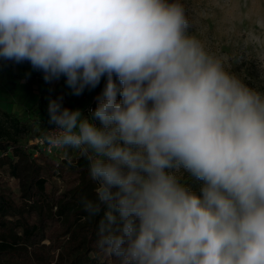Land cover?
Returning <instances> with one entry per match:
<instances>
[{
  "label": "clouds",
  "instance_id": "obj_1",
  "mask_svg": "<svg viewBox=\"0 0 264 264\" xmlns=\"http://www.w3.org/2000/svg\"><path fill=\"white\" fill-rule=\"evenodd\" d=\"M179 0H0V58L72 94L48 102L40 142L88 160L105 209L99 248L119 264H264V92L189 32ZM200 182L199 192L177 173Z\"/></svg>",
  "mask_w": 264,
  "mask_h": 264
},
{
  "label": "rangeland",
  "instance_id": "obj_2",
  "mask_svg": "<svg viewBox=\"0 0 264 264\" xmlns=\"http://www.w3.org/2000/svg\"><path fill=\"white\" fill-rule=\"evenodd\" d=\"M183 4L186 15L190 21L189 32L194 35L205 49L221 60L224 68L230 74L236 76L245 85L254 90L264 92V0H179ZM44 73L33 69L30 62L16 63L0 58V109L12 112L5 101L17 100L25 93L26 86H31L30 80L38 82L39 104L35 109L26 111L20 115L22 119H37L39 122L48 120V102L54 97V92L67 94V100L62 99V104L72 106L73 109H81L84 112L86 106H97V97L102 93L106 77L102 78L94 89H88L85 95H73L72 90L66 84V78L61 76L58 80L45 82ZM19 100V99H18ZM80 102L79 104H74ZM79 151L68 150L67 156L61 151L58 161L41 156L32 163L45 168L43 176L49 180V191L56 196L70 191L78 186L80 176L73 167ZM29 163L19 165L22 179L18 180L7 164L0 166V187L11 190L17 197L20 194V186L26 179ZM48 172V174H47ZM182 182L187 181L188 186L199 192L200 182L194 178L189 179L183 171L177 173ZM57 233H49L48 237L56 238ZM44 243H49L47 239ZM37 257L39 264H45L42 255ZM99 264H116L114 257H108L102 252L98 256Z\"/></svg>",
  "mask_w": 264,
  "mask_h": 264
},
{
  "label": "trees",
  "instance_id": "obj_3",
  "mask_svg": "<svg viewBox=\"0 0 264 264\" xmlns=\"http://www.w3.org/2000/svg\"><path fill=\"white\" fill-rule=\"evenodd\" d=\"M53 95L69 98L58 92ZM63 106L73 109L65 102ZM52 126L48 120L22 119L0 109V166L7 164L13 177L21 180L19 165L29 163L18 197L0 187V264H39V254L45 264H99L103 251L97 241L105 209L102 206L99 214L85 219L82 200H95L97 186L89 178L88 160L82 155L77 158L73 167L79 184L59 196L49 191V180L42 175L45 168L32 163L37 159L31 156L30 142ZM49 233H57L56 238L48 237ZM47 239L49 243H44Z\"/></svg>",
  "mask_w": 264,
  "mask_h": 264
},
{
  "label": "crops",
  "instance_id": "obj_4",
  "mask_svg": "<svg viewBox=\"0 0 264 264\" xmlns=\"http://www.w3.org/2000/svg\"><path fill=\"white\" fill-rule=\"evenodd\" d=\"M31 86L33 88H26L24 89L25 93L21 95V97H17V100L12 101L8 100L5 101V104L10 108L12 106L11 111L14 113H18L20 115H24L26 111H29L30 109H35L38 107L39 104V93L37 92V88L39 86L38 82L35 80L30 81ZM62 94V93H61ZM19 99V100H18Z\"/></svg>",
  "mask_w": 264,
  "mask_h": 264
},
{
  "label": "built area",
  "instance_id": "obj_5",
  "mask_svg": "<svg viewBox=\"0 0 264 264\" xmlns=\"http://www.w3.org/2000/svg\"><path fill=\"white\" fill-rule=\"evenodd\" d=\"M93 105L86 106L84 112L88 115L90 110H93ZM53 127V126H52ZM51 127V128H52ZM41 136V135H40ZM40 136H38L34 141L30 142L31 156L33 159H39L41 156H46L50 158H58L60 150H49L48 147L40 142Z\"/></svg>",
  "mask_w": 264,
  "mask_h": 264
}]
</instances>
